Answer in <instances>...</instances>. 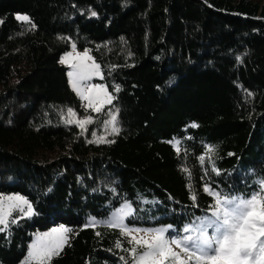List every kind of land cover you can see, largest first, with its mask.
<instances>
[{"label":"trees","instance_id":"obj_1","mask_svg":"<svg viewBox=\"0 0 264 264\" xmlns=\"http://www.w3.org/2000/svg\"><path fill=\"white\" fill-rule=\"evenodd\" d=\"M72 46L103 72L100 112L70 84ZM262 181L264 0H0V194L33 204L0 225V264H24L34 232L62 222L47 264H132L109 226L124 204L128 227L195 237L215 204L205 187L247 199Z\"/></svg>","mask_w":264,"mask_h":264},{"label":"snow or ice","instance_id":"obj_2","mask_svg":"<svg viewBox=\"0 0 264 264\" xmlns=\"http://www.w3.org/2000/svg\"><path fill=\"white\" fill-rule=\"evenodd\" d=\"M92 14L96 15L95 12ZM17 19L27 21L29 18L18 16ZM70 57L71 54H68L62 62H67ZM76 59L85 61L92 58L85 51L82 56L78 54ZM72 67L76 71L68 73L72 78L71 85L83 99L88 101L87 107L100 112L102 103H111L112 97L106 90L103 100H101L99 97L93 98L91 95H84L79 87V80L90 79L92 74L99 72V65L93 62L91 66L81 63ZM101 90H103L102 86ZM116 90L119 91V88L117 87ZM69 114L74 115L71 109H69ZM115 119L113 116L109 123L113 125V132H118L114 126ZM90 122L91 117L79 121V124L83 127ZM195 126L193 125V127ZM100 139L103 141V138ZM201 161H203V157H201ZM205 191L215 197V204L212 206L211 217L206 218L203 222L199 234L195 237L185 235L182 239H166L165 230L161 229L145 230V234L151 235V239L132 236L131 242L146 249L138 255L135 247L131 249L135 258L134 264H264V181H262L261 191L247 199L236 197L222 199L219 192H213L208 187H205ZM6 200L7 204L4 199H0V225L7 227V218L11 214V210L21 203L27 205L25 215L33 214L31 205L21 197H7ZM21 211L24 210L21 209ZM130 211V205L126 204L120 210L117 222L109 226H120L124 216L130 214ZM95 223V218H93L88 226H94ZM208 228L213 229L212 236L207 234ZM3 230L0 228V231ZM122 231L124 234H128L126 230ZM184 231L188 232L189 229L186 228ZM69 232L71 229L60 227L37 235L35 241L30 245L24 264H31L33 260L37 261V264H47V261H50L52 256L58 255L63 245L68 242L66 234ZM173 245L180 251H175Z\"/></svg>","mask_w":264,"mask_h":264},{"label":"rangeland","instance_id":"obj_3","mask_svg":"<svg viewBox=\"0 0 264 264\" xmlns=\"http://www.w3.org/2000/svg\"><path fill=\"white\" fill-rule=\"evenodd\" d=\"M85 51H87V53H88V56H90L92 59H90V60H85V61H80V60H78V59H76V57H77V55L79 54V55H83V53L85 52ZM68 54H71V57L67 60V62H63L64 64H66L67 66H69L70 67V70H69V72H74V71H76L72 66L73 65H79V64H81V63H83V64H87V65H89V66H91L92 64H93V62L95 63V64H97V65H99L96 61H95V59L93 58V56H92V54H91V52L89 51V50H78L75 46L73 47L72 46V48H71V50L69 51V52H66L64 55H63V57H62V61L64 60V58L68 55ZM70 77V76H69ZM103 78V72H102V70H101V68H100V66H99V72L98 73H95V74H92L91 75V78L90 79H82V80H79V87H80V89H81V91L84 93V95H91L93 98H97V97H99L101 100H103V97H104V91L106 90V92L109 94V95H111V97H112V94H111V92L109 91V89H108V87H107V85L104 83V82H101V81H99L100 79H102ZM71 77H70V81H71ZM70 84H71V82H70ZM72 86V85H71ZM101 86L103 87V90H101ZM73 88V87H72ZM76 93L78 94V92L76 91ZM81 98H82V96L80 95V94H78ZM83 99V98H82ZM83 100H85V99H83ZM112 100H113V98H112ZM85 102H86V104H88V101L87 100H85ZM112 102V101H111ZM111 103H106V102H104V103H102V108L104 107V106H106V105H110ZM93 109V108H92ZM72 113H74V112H72ZM113 116H115V127L117 128V129H119V127H118V121H117V117H116V115H115V113H113V114H111L110 115V117H109V119H108V122H106V124H105V127H104V132L101 134V135H98V137L99 138H104V139H108L110 136H112V135H114L116 132H113V125L111 124V123H109L111 120H112V118H113ZM72 117H73V119L76 121V122H78L79 123V121H82V120H87L89 117H83V116H78L77 114H75L74 113V115H72ZM91 121H92V117H91ZM89 123H87V124H85L84 126H83V128H86V126L88 125ZM21 197L23 200H26V201H28V204H30L31 205V207H32V209H33V204H32V202L27 198V196H25V195H23V194H21V193H19V192H12V193H10V194H0V199H4V201H5V204H7L8 203V201L6 200V198L7 197ZM13 203H15V202H13ZM127 205H129L128 203H126ZM126 204H124L122 207H120L117 211H116V213L114 214V224L117 222V217L119 216V214H120V210L122 209V208H124V206L126 205ZM131 208V207H130ZM21 209H23L24 211H21ZM15 210H19V211H21L24 215H25V212H26V210H27V205H25V204H19L18 205V207H15V208H13L12 210H11V214L15 211ZM131 212H132V210L130 211V214H131ZM10 214V215H11ZM130 214H128V215H125L124 216V218H123V222H122V224H120V226H123V230H126L127 231V236H129L130 237V239L132 238V236H136L137 238H140V237H144L145 239H151V235H146L145 234V230H153V231H155V230H161L162 228H160V229H143V228H137V227H128V226H126V219H127V217L130 215ZM10 215L8 216V218H7V221L9 220V217H10ZM26 216H30V215H26ZM60 227H65V228H68L69 229V226L65 223V222H62V223H59V224H57V225H53V226H51L50 228H48L47 230H43V231H41V230H36L35 232H34V238H33V240H32V242L30 243V245L35 241V239H36V236L37 235H39V234H42V233H47V232H50L52 229H54V228H60ZM136 230H140V231H136ZM163 230H165V232H164V235H165V238L166 239H168L167 237H166V231H167V229H163ZM67 236H68V233L66 234ZM126 235V234H125ZM67 243H65L64 245H63V247L66 245ZM30 245H29V250H30ZM134 247L137 249V255L138 254H140V253H142L143 251H145L146 249H144V248H140V247H138L137 245H135L134 244ZM133 247V248H134ZM173 247V249L175 250V251H177L178 252V250L176 249V247H175V245H173L172 246ZM63 249V248H62ZM29 252V251H28ZM133 254V253H132ZM27 256H28V254H27ZM27 256H26V258H27ZM53 257V256H52ZM26 258H25V260H26ZM135 259V258H134ZM35 260H33V261H31V262H34ZM132 264H134V260H133V263Z\"/></svg>","mask_w":264,"mask_h":264},{"label":"clouds","instance_id":"obj_4","mask_svg":"<svg viewBox=\"0 0 264 264\" xmlns=\"http://www.w3.org/2000/svg\"><path fill=\"white\" fill-rule=\"evenodd\" d=\"M177 249V248H176Z\"/></svg>","mask_w":264,"mask_h":264}]
</instances>
